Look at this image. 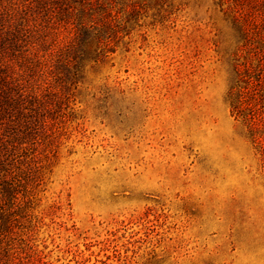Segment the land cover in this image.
<instances>
[{"label": "rangeland", "instance_id": "374dc122", "mask_svg": "<svg viewBox=\"0 0 264 264\" xmlns=\"http://www.w3.org/2000/svg\"><path fill=\"white\" fill-rule=\"evenodd\" d=\"M102 1L112 51L63 80L71 19L32 13L52 107L12 141L0 264H264V0Z\"/></svg>", "mask_w": 264, "mask_h": 264}, {"label": "trees", "instance_id": "16d2710c", "mask_svg": "<svg viewBox=\"0 0 264 264\" xmlns=\"http://www.w3.org/2000/svg\"><path fill=\"white\" fill-rule=\"evenodd\" d=\"M3 1L0 0V201L5 203L15 193L12 141L17 135L20 143H26L31 130L40 127V119L52 107L46 94L34 90L30 82L40 80L43 74L38 73V65L33 62L40 45L38 30L34 28L40 23L35 22L32 13H42L52 24L69 22L68 16L74 27L72 39L50 54L49 65L44 64L45 72L54 80H63L64 71L69 69L74 70L70 76L73 78L84 60H97L104 52L112 51L110 41L119 30L112 23L110 7L102 0H32L23 5V13L16 3ZM94 10L100 17L95 16ZM29 49L33 50L32 57L27 55ZM231 107L236 115H241L237 105Z\"/></svg>", "mask_w": 264, "mask_h": 264}]
</instances>
